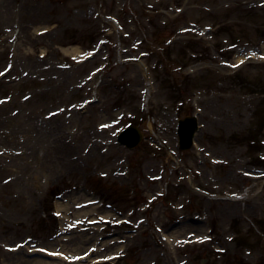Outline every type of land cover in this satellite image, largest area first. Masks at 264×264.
I'll return each instance as SVG.
<instances>
[{
	"label": "rangeland",
	"instance_id": "374dc122",
	"mask_svg": "<svg viewBox=\"0 0 264 264\" xmlns=\"http://www.w3.org/2000/svg\"><path fill=\"white\" fill-rule=\"evenodd\" d=\"M9 1L13 4V0ZM14 2L16 7L0 19V41H3L0 52L4 53L0 70L10 60L13 47L20 53L17 65L13 66V79L0 83V165L7 164L8 169L0 171V253L5 252L3 247L26 237L40 246L49 242L56 232L51 214L52 195L67 190L64 200L59 201L63 204L93 198L100 202L95 204L97 210L88 214L106 213L105 205L112 203L124 217L133 210L130 218L133 223L147 218L148 226L130 235L132 243L127 247L124 264H204L201 263L204 258H211L205 264H228L241 255L240 247L263 258V243L259 244L262 239L255 229L261 225L256 220L264 217V182L248 180L239 171L248 172L251 168L264 171V163L255 162L259 155L264 156V148L260 147V140L264 139V62L248 61L234 70L221 63L234 64L238 55L249 52L264 54V0ZM31 6L39 8L33 13ZM109 15L120 21L123 32H117L105 19ZM19 17L22 19L18 37L21 36L13 44L11 34L5 35L3 28L16 27ZM41 28L48 29L46 37L34 36ZM190 29H210L207 36L211 40L206 41ZM181 30L187 33L182 34ZM102 37L107 42L103 54L83 66L71 62L61 51L74 47L81 53L87 52ZM42 51L47 55L39 59ZM138 52L149 54L145 61L154 91L145 101L144 110L140 101L145 85L141 68L135 62L123 60L135 57ZM27 53L32 58L25 56ZM32 62H42L43 66L58 63L68 69L50 73L32 66ZM93 91L100 95L99 104L87 109L86 116H75L74 107L90 98ZM26 95L29 99L22 101ZM191 98L197 100L204 113L201 116L204 129L197 138L203 153L209 152L219 161L224 158L226 164L213 167L192 149L181 153L176 161L163 147L162 142L171 148L176 145L175 117L189 112L186 105ZM50 112H59L56 116L63 122L59 134L72 156L67 166L58 161L46 162L50 137H45L38 146L31 139L36 137L35 130L30 131L31 121L39 119V127H43L42 121ZM147 114L154 120L147 119ZM129 122L143 130L145 136H152V140H143L133 151L117 146L112 139L114 132ZM101 124L106 127L97 128ZM11 134L14 139L10 136L5 142L4 136ZM68 139H74L72 145L67 144ZM30 143L37 147L36 159L29 155ZM105 143H112L106 156L99 153ZM20 151L19 155H11ZM159 172L161 178L150 183L148 177ZM196 172L201 176L197 177ZM120 173L126 175L122 177ZM187 175L189 180H180ZM7 178L19 181L20 187H2L1 182ZM162 188L165 196L149 204L148 198L162 192ZM223 190L245 196L238 202L227 201L220 199ZM201 191L220 197L210 198L200 194ZM188 200L191 208L187 206ZM144 204L149 205L145 213L140 210ZM170 204L174 210L169 208ZM200 209L209 218L211 239L219 242L216 246L207 241L198 244L210 237L204 233L208 226L187 217L189 211L191 217L200 215ZM177 215L186 219L176 227L179 231H175L176 239L184 240L176 244L180 248L176 247L173 262L167 249L154 248L150 235L159 239L153 225L161 226V222L169 225L167 220ZM106 225L98 222L94 225L96 230L86 234L105 235L109 230ZM229 228L241 230L228 242L226 238L233 237ZM191 233L198 237L186 238ZM244 235L248 244L238 243ZM95 240L87 242L85 248ZM185 242L191 244L182 247ZM212 247L224 250L225 254L213 252ZM22 252L27 254L26 250ZM165 252L168 257H162ZM219 255L223 256L217 258ZM16 256L22 253L14 256L4 253L0 260L2 264H10Z\"/></svg>",
	"mask_w": 264,
	"mask_h": 264
},
{
	"label": "bare ground",
	"instance_id": "6f19581e",
	"mask_svg": "<svg viewBox=\"0 0 264 264\" xmlns=\"http://www.w3.org/2000/svg\"><path fill=\"white\" fill-rule=\"evenodd\" d=\"M4 2H6V5L0 3V9H3V11H0V12L3 14H7L9 12V9H10V3H9V0H5ZM54 51L56 52V50H54ZM63 52L67 55H70V56H77L79 53V50H77L75 48H68V49L63 50ZM29 57L31 58V56H29ZM2 58H3V56L1 54L0 59H2ZM32 66L36 67V64L33 63ZM60 122H61V120L59 118H55V119L51 120V123L48 125L49 127H47L48 131L46 133H45L44 129L37 127V125L33 121H32V127H31V130L36 131L35 145H39L38 142L39 141L42 142L43 139H45V137H50L48 148H47L48 154H49V156H54L55 163L59 162L58 164H62L69 157L68 155H65L63 153V150H64V144L62 141L63 138L58 136V134L60 132V125L59 124L62 123V122L61 123ZM58 154H63V156L60 157L59 159L55 158V155H58ZM47 158H50V157L47 156ZM63 158H65L64 161H63ZM19 184H20L19 181H16V182H12V184L10 186L11 187H20ZM7 187H9V186H7ZM27 194H29V192H27ZM74 205H76V203H74ZM60 208L64 209V211H66L65 208H62V207H60ZM76 215H77V217H81V216L83 217L84 216V214L80 215L79 212H77ZM64 225H67V224L64 223ZM69 227H71V225ZM76 239H79V237L70 236L68 238V242H70L72 244L74 242V240H76ZM81 243H82V245H80V246H75V247L71 246L73 248L72 249L73 253L77 254V252H79L80 250H82L84 248L85 244L83 242H81ZM108 244L110 245L111 243H108ZM91 246H93V245H91ZM66 251H68V250L62 249L61 250L62 255H64ZM81 254H83V253H78L77 255H81ZM14 264H52V263L44 262L42 260H35V261L30 260L29 261L25 257H18Z\"/></svg>",
	"mask_w": 264,
	"mask_h": 264
}]
</instances>
